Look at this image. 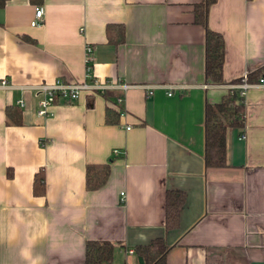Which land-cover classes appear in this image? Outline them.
<instances>
[{
    "label": "crops",
    "instance_id": "crops-1",
    "mask_svg": "<svg viewBox=\"0 0 264 264\" xmlns=\"http://www.w3.org/2000/svg\"><path fill=\"white\" fill-rule=\"evenodd\" d=\"M196 1L7 0L0 7V264H84L88 240L115 243L109 264H136L135 247L157 237L169 246L166 264H264L263 87L242 98L244 126L227 131V165L204 160L206 104L264 66V0L210 6L208 27L225 43L220 85L205 82ZM36 6L43 22L32 26ZM107 24L123 26L122 43L108 41ZM56 80L109 86L72 102L59 98L39 115L34 86ZM170 85L184 89L168 96L160 86ZM12 106L17 125L7 122ZM107 107L117 122H105ZM88 164L110 166L99 189H86ZM41 168L46 191L34 195ZM168 190L185 195L172 230Z\"/></svg>",
    "mask_w": 264,
    "mask_h": 264
},
{
    "label": "trees",
    "instance_id": "trees-1",
    "mask_svg": "<svg viewBox=\"0 0 264 264\" xmlns=\"http://www.w3.org/2000/svg\"><path fill=\"white\" fill-rule=\"evenodd\" d=\"M217 0H197L193 4L194 22L205 30V82L213 85L224 83L223 66L225 59V43L223 36L208 27V12L210 6ZM7 0H0L4 7ZM106 36L115 46L124 41V29L120 24H107ZM264 76V66L248 73L247 80L256 82ZM240 81V80H239ZM105 98L108 92L102 93ZM59 97L55 98L54 103ZM244 103L237 90H228L217 103H207L205 106L204 130L205 151L204 160L207 167L221 168L226 162V134L229 128L244 126ZM7 122L17 125L21 122L17 107H7ZM118 112L110 107L105 111V122H117ZM110 173L109 164H88L86 166L85 183L87 190L101 188ZM45 174L39 169L34 175V195H44ZM185 202V195L179 190H168L165 197V228L175 229L179 226L180 210ZM115 243L107 240H88L85 243L84 264H109L113 260ZM136 264H166V253L169 246L162 237L152 239L149 243L135 247Z\"/></svg>",
    "mask_w": 264,
    "mask_h": 264
},
{
    "label": "built area",
    "instance_id": "built-area-1",
    "mask_svg": "<svg viewBox=\"0 0 264 264\" xmlns=\"http://www.w3.org/2000/svg\"><path fill=\"white\" fill-rule=\"evenodd\" d=\"M43 8L41 6L34 7V15L31 20L32 26H39L43 22ZM92 49L90 46L86 47V77L91 78V61H92ZM247 73L243 74L240 81L237 84L231 85L229 88L232 90H237L240 97L243 98L248 88L252 86H259L264 88V76L260 77L256 82H249L247 80ZM2 86L7 85L6 80L1 81ZM109 84L106 82H93L88 84L86 81H81L77 83H64L61 80H56L54 83L51 84H38L34 86L35 92L37 95H40L39 101V115H47L50 113V107L54 104L55 98L58 96L59 98L63 99L65 102H72L76 100L82 92H95V90H105L108 88ZM166 90L168 96H171L175 90H182L184 86L179 85H170V86H160ZM118 101H121L119 98ZM19 105H22V102H18ZM130 129V127H127ZM244 135H241V138H244ZM119 153L118 149L113 150V154L117 155ZM123 197L124 194L121 193ZM129 254H132L134 251L129 249L127 251Z\"/></svg>",
    "mask_w": 264,
    "mask_h": 264
}]
</instances>
